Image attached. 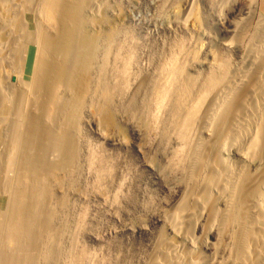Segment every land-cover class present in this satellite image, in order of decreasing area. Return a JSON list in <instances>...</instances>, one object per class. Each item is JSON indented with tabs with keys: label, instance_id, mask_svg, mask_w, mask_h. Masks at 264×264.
I'll return each mask as SVG.
<instances>
[{
	"label": "bare ground",
	"instance_id": "obj_1",
	"mask_svg": "<svg viewBox=\"0 0 264 264\" xmlns=\"http://www.w3.org/2000/svg\"><path fill=\"white\" fill-rule=\"evenodd\" d=\"M93 2L0 0V264H34L41 252L42 260L60 257L67 196L54 200L52 190L57 182L74 186L81 173L79 126L89 107L101 128L127 114L145 130L144 168L176 188L145 264H264V13L257 0L228 4L233 20L215 23L237 42L241 28L254 24L247 46H233L230 36L217 41L234 47L229 54H158L146 73L115 46L113 30L93 27L84 13L97 9ZM88 152V166L108 176L109 165Z\"/></svg>",
	"mask_w": 264,
	"mask_h": 264
},
{
	"label": "rangeland",
	"instance_id": "obj_2",
	"mask_svg": "<svg viewBox=\"0 0 264 264\" xmlns=\"http://www.w3.org/2000/svg\"><path fill=\"white\" fill-rule=\"evenodd\" d=\"M241 3L242 0H231L228 4ZM228 4L221 0H94L87 6H97V9L84 13L101 34L113 30L115 46L124 47V54H133L146 73L154 72L158 54L162 59L167 54L195 51L196 54L202 51L200 55L217 51L229 54L233 46L239 47L236 43L247 46L254 24L246 30L242 29L244 26L241 28L243 34L236 37L238 42L224 30L225 26L215 29L219 18L233 20ZM260 4L257 8L264 13V6ZM95 30L87 27L88 34ZM230 36L235 45L226 51L217 41L230 40ZM100 120L91 107L83 112L79 126V156L82 155L80 161L84 163L81 173L74 186L68 188L64 183L60 187L57 182L52 190L54 200L63 194L67 196V206L62 210L67 213L68 229L62 236L60 257L42 260L41 252L34 264H145L155 237L163 230L161 220L176 188L159 183L144 168L143 152L138 150L140 146L145 152L149 150L148 140L143 139L145 130L129 121L127 114L117 117L114 125L105 128H101L104 124ZM88 151L96 152L101 162L109 165L108 176L98 172L95 165H92L94 169L88 166ZM4 200L5 196H1L0 205ZM44 239L40 237L42 242ZM74 252L77 256L83 252L86 258L76 263Z\"/></svg>",
	"mask_w": 264,
	"mask_h": 264
},
{
	"label": "crops",
	"instance_id": "obj_3",
	"mask_svg": "<svg viewBox=\"0 0 264 264\" xmlns=\"http://www.w3.org/2000/svg\"><path fill=\"white\" fill-rule=\"evenodd\" d=\"M259 2L261 3L260 4L261 6H264V0H258V3H257L258 6H259Z\"/></svg>",
	"mask_w": 264,
	"mask_h": 264
}]
</instances>
